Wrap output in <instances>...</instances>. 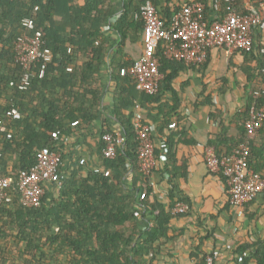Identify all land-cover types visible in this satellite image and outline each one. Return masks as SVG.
I'll return each instance as SVG.
<instances>
[{"label":"trees","instance_id":"obj_1","mask_svg":"<svg viewBox=\"0 0 264 264\" xmlns=\"http://www.w3.org/2000/svg\"><path fill=\"white\" fill-rule=\"evenodd\" d=\"M144 1L122 0L123 4L117 6L114 0H0V148L3 153L0 175H12L16 180L21 170L34 167L43 147L62 154L55 132L60 137L70 135L75 130L89 128L103 115L105 70L115 80L113 112L125 135L116 156L107 158L103 152V134L112 132L113 128L103 125L98 148L103 168L110 171L109 175L93 169L85 173V165H79L66 173L61 183L46 190L38 207L24 206L18 190L11 193V202L0 204L1 218L8 221L12 215L15 217L8 223L12 226L11 233L6 232L7 222L0 224V264H145L147 256H155L157 242L164 244L171 239L170 224L183 214L174 212L176 205L183 202L190 206L189 198L176 182L179 174H186L185 168L182 171L180 167L179 171L176 148L184 141L185 132H166L182 101L173 97L172 104L163 102L164 91L171 90L177 71L186 62L168 58L167 45L160 43L156 55L163 77L156 94L140 91L134 77L121 74L122 68L134 62L128 58L127 42L139 43L144 38L145 23L136 17ZM262 1L254 3L260 13ZM154 3L158 5L157 0ZM239 4L240 1L225 2L220 17L233 8L241 14L250 12ZM178 9L179 6L173 8L169 3L158 10L169 25ZM211 9L206 4L207 18L211 17ZM26 16H33L37 28L45 32V45L51 49L52 58L35 63L30 85L20 89L12 85L23 74L16 60L15 42L22 33L21 23ZM261 48L256 44L253 50L239 51L257 57L264 81ZM42 67L45 74L40 77ZM256 90L252 91L243 112L240 134L230 138L223 131L213 142L219 153L230 152L249 141L246 121L250 106L256 103L264 107V94L255 97ZM139 99L141 107L158 103L163 115L159 132L164 137L156 147V156L159 161L162 154L166 158L163 166L159 164L154 172L159 171L166 179L167 205L157 198L152 200L155 188L151 176H146L138 164L139 139L132 108ZM13 108L20 111V118L11 115ZM258 132L264 133V124ZM249 144V166L264 176V146L255 141ZM11 209L15 211L12 213ZM15 242H27L21 257L15 258L12 252ZM249 247L252 248L245 245L242 251ZM253 247L257 264H264V240L257 241Z\"/></svg>","mask_w":264,"mask_h":264},{"label":"crops","instance_id":"obj_2","mask_svg":"<svg viewBox=\"0 0 264 264\" xmlns=\"http://www.w3.org/2000/svg\"><path fill=\"white\" fill-rule=\"evenodd\" d=\"M114 1L117 6L123 4L122 0ZM184 1H201L210 6L213 0H157V7L162 10L170 3L174 8ZM255 2L257 0H240L239 5L251 11L255 9ZM260 9L264 16V1L260 3ZM215 16L217 14L212 10L210 18ZM113 35L117 38V34ZM255 40L257 45L264 47V29L256 30ZM126 49L128 58L135 61L143 53L144 39L139 43L128 41ZM103 80L106 88L104 114L89 128L75 130L59 138L64 173L79 166L82 157H87L89 161L84 167L85 173L93 169V165L103 168L98 148L103 125L109 124L113 130H122V124L113 112L115 80L108 70H105ZM255 89H264L257 57L228 47H212L205 63H183L171 83V90L164 91L163 102L172 104L173 97L182 101L179 113L172 117V122L177 123L176 127L170 128L169 125L166 132H185L182 137L184 141L176 148L179 171L180 167L182 171L185 168L186 174H179L176 182L181 192L189 198L190 206L185 213L172 220L171 239L164 244L157 242L155 256H147L145 264H199L213 250L220 253L219 264H257L252 253L253 244L264 240V191L255 201L241 207L235 206L230 202L226 178L222 174L210 173L205 162L206 148L215 146L213 142L221 132H226L230 138L240 134L243 112ZM141 101L136 102L132 111L138 110L144 121L151 125L156 147H159L164 137L159 132V122L163 116L159 104H144L141 107ZM254 104H251L250 111ZM258 108L264 111V107ZM249 141L264 146V133H249ZM165 158V154H162L160 166H163ZM150 178L155 188L152 200L157 198L167 205L166 179L159 171L153 172ZM11 211L13 213L15 210ZM12 216L8 221L0 217L3 220L0 219V224L7 222L6 232L10 233L12 226L8 223L15 220ZM245 245L252 248L242 251ZM27 247V242H15V248H11L14 249L15 258L21 257Z\"/></svg>","mask_w":264,"mask_h":264},{"label":"built area","instance_id":"obj_3","mask_svg":"<svg viewBox=\"0 0 264 264\" xmlns=\"http://www.w3.org/2000/svg\"><path fill=\"white\" fill-rule=\"evenodd\" d=\"M240 0H213L210 5L217 16L206 17V4L201 1H184L173 14L169 25L161 17L154 0H145L140 13L136 15L145 23L144 50L142 55L132 64L122 68V75H131L137 82V88L148 94H156L160 90L163 75L159 69V57L156 51L161 42L167 45L166 56L171 59L185 61L191 65H201L207 61L209 49L212 47H228L243 51L253 50L256 46L255 32L264 29V16L257 9L241 14L236 8L231 9L225 16L220 17L222 5ZM35 10H38L36 6ZM22 33L15 42L16 60L23 68V74L18 82L20 89H26L34 73L37 62H48L52 52L45 45V32L39 30L33 16H26L22 20ZM264 53V47L261 48ZM45 74V68L40 69V77ZM264 94V89L256 90L255 97ZM11 115L18 119L21 113L17 108L11 110ZM77 122L74 123L76 125ZM133 124L139 139L138 164L146 176H151L159 165L156 156V141L150 124L144 121L142 114L134 112ZM264 124V111L254 104L250 111V118L246 121L249 133H256ZM176 122L170 124L175 128ZM1 130H5L4 127ZM11 136V135H10ZM58 132L54 138L59 139ZM104 155L107 158L116 156V149L125 142V135L120 130L105 132ZM251 148L249 141L234 147L230 152L219 153L215 146H208L205 150V162L212 174H222L230 192V202L238 207L255 201L264 191V176L249 166ZM3 153L0 148V158ZM87 157L80 159V165H88ZM62 154L50 147H43L37 154V161L33 168L21 170L18 178L12 175H0V204L11 202V193L18 190L21 203L26 207L41 205L46 190L52 185L61 183L65 178L63 172ZM95 172H104L98 165H93ZM168 177V175H167ZM16 183V185H15ZM188 205L180 202L174 208L176 213H184ZM218 250L205 255L199 264H219Z\"/></svg>","mask_w":264,"mask_h":264}]
</instances>
